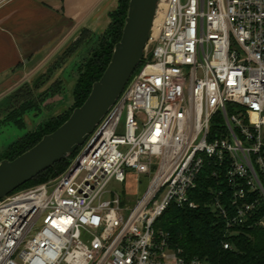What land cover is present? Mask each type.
<instances>
[{"label":"built area","instance_id":"1","mask_svg":"<svg viewBox=\"0 0 264 264\" xmlns=\"http://www.w3.org/2000/svg\"><path fill=\"white\" fill-rule=\"evenodd\" d=\"M205 166L226 230L264 228V0H158L139 66L79 153L0 199V264H209L154 227L171 204L196 208ZM142 174L132 207L107 190Z\"/></svg>","mask_w":264,"mask_h":264},{"label":"trees","instance_id":"2","mask_svg":"<svg viewBox=\"0 0 264 264\" xmlns=\"http://www.w3.org/2000/svg\"><path fill=\"white\" fill-rule=\"evenodd\" d=\"M128 1L119 0L117 8L110 14L111 25L100 38L96 39L95 48L88 51L86 58L77 66V77L71 89L73 103L69 109L61 114L49 115L34 129L11 142L1 153L0 161L12 160L34 146L45 134L57 129L69 117L72 110L85 101L93 82L100 78L109 63L113 47L120 38ZM88 34V30H82L78 39L64 51L57 64L50 69L51 72L76 52ZM46 81L47 79L40 80L34 89L28 88L11 94L8 97L11 108L7 109L3 123L22 126L23 113L38 108L40 100L33 90H38ZM61 83V81L54 82L45 90L44 99L61 93L63 89ZM15 100L17 105L13 106ZM74 154L75 152L55 163L16 190L43 183L49 177L61 173L67 168L68 160ZM209 171L210 168L205 166L198 175L195 188L189 193L190 199L197 204L196 208L171 204L156 219L154 227L168 233L172 245L179 248L185 257H198L209 264H264V228L239 226L229 233L222 218L207 205L212 195L211 190L215 189V180L207 179ZM224 240L230 242V249H223Z\"/></svg>","mask_w":264,"mask_h":264},{"label":"water","instance_id":"3","mask_svg":"<svg viewBox=\"0 0 264 264\" xmlns=\"http://www.w3.org/2000/svg\"><path fill=\"white\" fill-rule=\"evenodd\" d=\"M157 2L128 1L120 38L113 47L109 63L100 78L93 82L85 101L75 107L57 129L45 134L34 146L12 160L0 161V199L85 143L139 66Z\"/></svg>","mask_w":264,"mask_h":264},{"label":"crops","instance_id":"4","mask_svg":"<svg viewBox=\"0 0 264 264\" xmlns=\"http://www.w3.org/2000/svg\"><path fill=\"white\" fill-rule=\"evenodd\" d=\"M98 4L102 0H0V96L14 89L22 70L44 72L58 62L81 28L94 32L89 25L99 23Z\"/></svg>","mask_w":264,"mask_h":264},{"label":"rangeland","instance_id":"5","mask_svg":"<svg viewBox=\"0 0 264 264\" xmlns=\"http://www.w3.org/2000/svg\"><path fill=\"white\" fill-rule=\"evenodd\" d=\"M119 0H102V4H98L95 8L97 10L102 5V10L100 13V18H98L99 23L90 24L89 27H95V31H88L89 34L86 36L85 40L82 42L81 46L74 52L72 56L69 57L68 62L62 64L59 68L53 70L52 69L57 61H54L51 66L42 72L41 69L32 70L33 72L29 73V69L22 70L21 74L15 80V87L9 94H4L0 96V157L3 150L13 141L21 138L25 133L34 129L38 123L43 121L49 115H57L65 112L72 105L73 100L71 97V89L75 79L77 77V66L81 64L83 59L86 58V54L91 49L95 48L94 45L97 44L98 38L103 35L105 30L111 25L112 19L110 17L111 12H113L118 6ZM96 21V18H95ZM97 27H101L97 29ZM82 30H79L78 37L80 36ZM77 32H74V36ZM76 37V39H78ZM75 39V40H76ZM74 40V41H75ZM63 55V54H61ZM60 56L58 60L61 58ZM72 61V62H69ZM33 66V64H31ZM67 67L63 72H57L61 67ZM62 67V68H63ZM47 79V81L38 89L33 90L37 99H39L38 108L35 110L26 111L23 113V125L17 126L12 123L4 122L3 119L7 113V109L11 108V102L9 100V96L13 93H18V91L26 90L28 88L34 89L35 85L39 83L40 80ZM61 81V85L63 89L61 93L55 94L52 97H48L44 99L43 92L47 90L54 82ZM17 102L15 100L14 105L16 106ZM123 120L124 117L121 118V125L118 130V134L123 133ZM126 147H121V150L125 151ZM80 147L75 151V154L72 158H69V164L75 158V156L79 153ZM63 172V171H62ZM61 172V173H62ZM61 173L51 176L47 179L52 180L59 176ZM149 183L148 175H140L139 182L134 181L131 177H128L124 183H120L118 181L112 180L107 185V190L116 191L120 194L123 202L127 204L128 207H132L136 201V198L140 197L145 191L147 185ZM111 195L106 194L103 198H110Z\"/></svg>","mask_w":264,"mask_h":264}]
</instances>
